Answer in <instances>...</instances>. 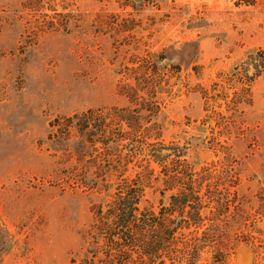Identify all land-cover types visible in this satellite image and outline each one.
I'll list each match as a JSON object with an SVG mask.
<instances>
[{
    "label": "rangeland",
    "instance_id": "obj_1",
    "mask_svg": "<svg viewBox=\"0 0 264 264\" xmlns=\"http://www.w3.org/2000/svg\"><path fill=\"white\" fill-rule=\"evenodd\" d=\"M20 1L0 0V264H68L82 253L91 206L105 202L106 194L58 184L59 147L46 140L48 122L122 104L115 94L120 57L114 58L108 36L92 33L90 22L97 13L129 10L121 11L114 0H74L82 17L79 30L34 36L26 30ZM158 5L132 13L152 23L137 33L151 34L149 50L180 68L156 118L162 137L187 147L195 167L221 160L208 149L216 134L201 124L203 101L195 86L207 87L248 55L264 53V0H158ZM242 120L243 131L228 144L241 175L240 193L253 197L264 190V76L253 84L252 105ZM159 198L147 188L141 206L156 210ZM258 226L264 235V220ZM229 264H264V252L239 243Z\"/></svg>",
    "mask_w": 264,
    "mask_h": 264
},
{
    "label": "trees",
    "instance_id": "obj_2",
    "mask_svg": "<svg viewBox=\"0 0 264 264\" xmlns=\"http://www.w3.org/2000/svg\"><path fill=\"white\" fill-rule=\"evenodd\" d=\"M114 1L129 11L97 13L90 29L108 36L114 58L120 57L115 94L122 104L56 115L48 122L46 140L59 147L58 184L106 194L105 202L91 206V222L81 232L82 253L68 264H229L239 243L264 252L258 226L264 220V190L253 197L240 193L241 175L228 144L243 131L253 84L264 76V53L248 55L207 87L195 86L203 101L201 124L216 134L208 149L222 155L195 167L187 147L164 141L156 120L162 95H170L180 68L149 50L151 34L137 33L152 23L143 24L132 13L159 9L158 0ZM19 12L34 36L70 34L82 25L74 0H21ZM147 188L160 197L156 210L141 206Z\"/></svg>",
    "mask_w": 264,
    "mask_h": 264
}]
</instances>
